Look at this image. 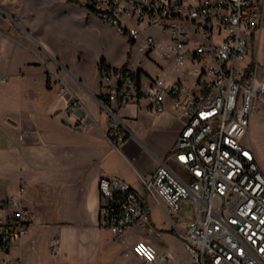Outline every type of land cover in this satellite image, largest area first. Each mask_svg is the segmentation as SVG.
Masks as SVG:
<instances>
[{
  "label": "built area",
  "instance_id": "2783aa9c",
  "mask_svg": "<svg viewBox=\"0 0 264 264\" xmlns=\"http://www.w3.org/2000/svg\"><path fill=\"white\" fill-rule=\"evenodd\" d=\"M78 3L132 45L142 39L139 50L146 57L155 50L162 61L171 60L176 71L204 64L187 71L193 76L192 86H186L183 74L170 82L144 79L140 71L128 67L99 72L108 139L118 146L126 137L116 109L142 101L162 114L169 100L181 129L168 160L182 175L160 162L153 174L138 175L142 187L165 206L170 232L182 241L193 264H264V173L251 144H243L245 139L250 142L251 117L264 108V70L250 58L262 23V0ZM151 29L166 43L147 35ZM53 74L59 83L57 94L68 93L60 75ZM66 111L70 116L82 111L70 92ZM83 117L74 119L75 128H85ZM98 193L100 225L114 237L149 225L145 200L121 179L102 177ZM185 204L192 210V221L182 226L179 214ZM16 206L13 198L0 200V211ZM32 218V211L24 208L0 216V264H18L9 251L29 233ZM56 246L54 241L52 247ZM132 253L142 264H170L169 255L159 254L144 241L136 242Z\"/></svg>",
  "mask_w": 264,
  "mask_h": 264
},
{
  "label": "crops",
  "instance_id": "0c3cea01",
  "mask_svg": "<svg viewBox=\"0 0 264 264\" xmlns=\"http://www.w3.org/2000/svg\"><path fill=\"white\" fill-rule=\"evenodd\" d=\"M262 3L257 34L264 36ZM83 10L86 20H94L95 15ZM42 17V12L20 0H0V200L13 198L17 203L0 211V216L18 208L33 213L29 233L9 251V258L17 263L13 254L19 251L25 260L31 258L29 252L39 228L49 227L68 242L92 230L113 236L100 225L98 183L102 177L121 179L145 200L148 209L152 202L165 212L157 197L147 195L138 175H151L160 162L169 161L181 129V119L169 100L162 114L154 113L145 102L130 103L116 109L126 137L118 146L112 145L107 114L99 101L105 92L98 71L101 60L97 63V84L69 70L44 36ZM250 58L260 66L258 54L254 57L252 49ZM54 65L64 73L55 72ZM53 73L60 75L68 91L81 102L82 111L76 116L67 113L69 92L57 94L59 83ZM81 116L85 128L80 130L75 128L74 119ZM164 225L152 223L156 235L140 237L159 254H164L159 252L163 249L159 243L169 229ZM60 243L59 238L49 242L53 264H71L69 255L61 252ZM69 248L72 251L73 246ZM132 255V249L125 253Z\"/></svg>",
  "mask_w": 264,
  "mask_h": 264
},
{
  "label": "rangeland",
  "instance_id": "374dc122",
  "mask_svg": "<svg viewBox=\"0 0 264 264\" xmlns=\"http://www.w3.org/2000/svg\"><path fill=\"white\" fill-rule=\"evenodd\" d=\"M22 4L42 12L44 36L59 51L62 60L67 64L69 70L77 72L91 83L97 84V63L104 59L111 68L120 69L124 66L133 71H140L144 79L163 78L176 79L179 74L186 77V86H192L193 76L187 71L201 69L204 64L188 65L180 71H176L174 63L162 61L157 51H152L146 57L139 50L142 39L132 45L128 37L120 35L116 29L104 24L96 16L94 20H86L84 8L78 0H20ZM264 1V0H263ZM90 13L89 11H87ZM147 35L152 36L159 44H165L166 39L159 35L157 30L151 29ZM254 57L258 54L260 66L264 67V36L257 34L252 43ZM190 63V59H188ZM54 71L64 73L58 66H53ZM259 74H262L259 71ZM249 139L243 141L246 147L251 144L261 170L264 173V108L255 113L249 122ZM176 174L180 175L179 169L171 162L166 163ZM182 175V174H181ZM187 204L179 214L182 226L192 221V210H187ZM150 217L148 226H136L119 237H113L106 231L92 230L91 233L80 235L78 239L71 242L63 241L61 235L51 232V228H39L38 238L33 250L29 252L28 261L23 258L22 252L13 254L18 259V264H53L52 252L49 246L50 240L59 238L61 252L69 255L71 264H140L132 255L125 256L133 245L140 241L144 235H156L152 223L157 226L169 228L163 233V240L159 243L163 252L171 257L170 264H193V260L184 249L182 241L170 232V226L165 219L164 211L159 205L149 202ZM77 238V237H76ZM149 244V243H148ZM70 245L73 246L72 251ZM151 245V244H150Z\"/></svg>",
  "mask_w": 264,
  "mask_h": 264
},
{
  "label": "trees",
  "instance_id": "16d2710c",
  "mask_svg": "<svg viewBox=\"0 0 264 264\" xmlns=\"http://www.w3.org/2000/svg\"><path fill=\"white\" fill-rule=\"evenodd\" d=\"M126 66L122 67V68H125ZM108 69H112L108 66L105 65L104 61L101 60L98 64V71L101 72L102 70H108ZM115 70V69H114Z\"/></svg>",
  "mask_w": 264,
  "mask_h": 264
}]
</instances>
